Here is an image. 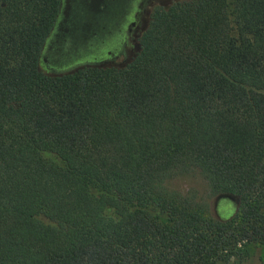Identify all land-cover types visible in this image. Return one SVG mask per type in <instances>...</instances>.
Returning <instances> with one entry per match:
<instances>
[{
    "label": "trees",
    "instance_id": "1",
    "mask_svg": "<svg viewBox=\"0 0 264 264\" xmlns=\"http://www.w3.org/2000/svg\"><path fill=\"white\" fill-rule=\"evenodd\" d=\"M60 6L0 0V264H242L264 244V0L155 4L130 59L47 72ZM192 173L204 194L168 186Z\"/></svg>",
    "mask_w": 264,
    "mask_h": 264
},
{
    "label": "rangeland",
    "instance_id": "2",
    "mask_svg": "<svg viewBox=\"0 0 264 264\" xmlns=\"http://www.w3.org/2000/svg\"><path fill=\"white\" fill-rule=\"evenodd\" d=\"M172 1L61 0L59 15L43 48L45 71L60 72L84 64L122 63L130 59L149 9ZM168 186L179 192L192 189L200 195L206 191L196 173L175 177ZM232 203L229 200L227 205ZM216 212L225 216L230 211L217 208ZM245 249L242 264H264V244L253 243Z\"/></svg>",
    "mask_w": 264,
    "mask_h": 264
}]
</instances>
